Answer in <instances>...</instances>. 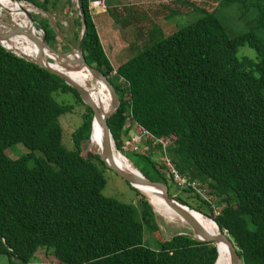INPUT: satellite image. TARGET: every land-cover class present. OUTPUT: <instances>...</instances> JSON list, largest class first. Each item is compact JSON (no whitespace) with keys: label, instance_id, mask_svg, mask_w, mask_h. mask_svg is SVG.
<instances>
[{"label":"trees","instance_id":"obj_1","mask_svg":"<svg viewBox=\"0 0 264 264\" xmlns=\"http://www.w3.org/2000/svg\"><path fill=\"white\" fill-rule=\"evenodd\" d=\"M16 1L60 15L71 5L70 0ZM212 1L218 8L240 4L243 16L253 10L247 32L230 38L212 12L202 11L193 23L159 35L113 69L97 37L90 1L78 0L85 24L81 51L119 99L107 119L114 147L120 149L127 121L155 138L172 136L168 152L175 169L204 186L214 202L177 189L150 148L127 153L145 163L138 172L173 187L175 201L212 220L242 264H264V0ZM33 19L50 48L63 42L47 19ZM72 24L81 30L79 13ZM244 48L252 56L243 54ZM56 93L70 95L71 103H57ZM79 106L84 111L67 150L58 119ZM90 121V110L74 90L0 46V256L17 264H214L215 246L195 241L190 232L162 238L151 207L137 191L128 187L138 197L136 205L101 194L105 181L99 168H105L83 154ZM16 144L28 153L11 160L5 151ZM37 251L53 262H31Z\"/></svg>","mask_w":264,"mask_h":264},{"label":"rangeland","instance_id":"obj_2","mask_svg":"<svg viewBox=\"0 0 264 264\" xmlns=\"http://www.w3.org/2000/svg\"><path fill=\"white\" fill-rule=\"evenodd\" d=\"M89 1L90 3L102 1L103 11L97 13L95 8H91V4H89V11L101 48L113 69H116L126 60L133 57L141 47H146L159 41L161 38L160 36L166 37L172 35L186 25L193 23L199 19L202 11L208 13L212 12L230 38L247 32L248 27L246 22L254 15V11L250 10L243 16V8L240 4H232L225 8H218L217 3L212 0H179L187 4H178L179 2L176 0ZM70 3V10L66 15L42 13L30 5L22 3L33 9V11L30 12L32 18L47 19L49 25L54 29L56 36L64 42L56 43L55 49L58 51L73 49L79 38L80 29L72 24V21L78 18L76 0H70ZM110 9L111 11H109ZM144 16H146V18ZM0 17L10 20L3 9L0 11ZM33 20L35 21V19ZM113 21H118V24L113 23ZM22 22L25 28L23 19ZM55 24L57 25V29L54 28ZM31 32L37 35L34 29H32ZM75 34L77 35L76 37ZM9 43L12 45L11 41H9ZM242 52L245 55L248 54V56H252V52L246 48L242 49ZM113 73L114 72H112V74ZM112 81L116 83L114 79H112ZM53 97L57 103L70 104L72 100V97L68 94L56 93ZM83 111L84 109L82 107H75L72 112L64 114L58 119L62 132L61 143L67 150L72 149L70 136L80 125V115ZM87 149V144L85 142L83 144L84 155ZM27 153L28 151L20 144H16L5 151V154L11 160L24 156ZM122 154L134 169H146L145 163L140 156H133L127 153ZM33 156L41 157L38 152H33ZM99 170L105 181V185L101 191L104 197L112 198L122 203L136 205L138 197L134 195L124 181L107 169L99 168ZM167 187L168 194L172 195L171 197L173 198V196L176 195L173 194V187ZM202 188L205 198L208 201L214 200L205 194V187L202 186ZM139 195L143 197L141 194ZM182 198L190 205L197 206V202L193 197H187L186 194H182ZM154 216L158 232L164 239H169L176 233L188 234V232H190L187 225L185 228L177 230L175 227L166 225L155 214ZM144 240L148 242V244L151 243L150 245L153 246L152 239L150 240L147 233L144 235ZM50 261L53 262V259L44 257L41 251H37L31 260V262L34 263ZM0 264H17V262L12 260L9 263L6 257L0 256Z\"/></svg>","mask_w":264,"mask_h":264},{"label":"water","instance_id":"obj_3","mask_svg":"<svg viewBox=\"0 0 264 264\" xmlns=\"http://www.w3.org/2000/svg\"><path fill=\"white\" fill-rule=\"evenodd\" d=\"M9 1L19 3L16 0ZM76 2L78 3V0H76ZM77 8L79 10L78 13L80 15L82 26L78 41L76 42V46L73 49H69L67 51H58L56 49L50 48L45 41V33L40 29L37 23L33 20L32 16L27 12L25 13L26 17L33 26V29L36 31L37 35H34L32 32L21 28L19 25L13 24L11 23V21L2 19L0 17V46L6 52L13 54L14 56L24 60L25 62L34 64L38 68L43 69L49 74L59 78L64 83V85L76 92L80 102L90 110L91 121L88 138L90 137L92 125L98 126L101 133V150L99 154H95L87 149L84 155L86 160H89L93 157L97 158L103 164V167L105 169L111 171L114 175L124 181L128 185V187L132 188L135 191H137L135 189V185L145 186L155 190L156 193H158L161 201L176 215L184 220L188 227V230L191 233V237L195 241L208 243L215 246L217 256L214 264L219 257V252L216 244H222L226 246L228 264H242L241 258L237 254L231 240L228 238L225 232L218 230L216 224L213 221L212 223L215 225L218 232L216 236H210L197 224V222L189 214V211H193L192 209L185 205H181L172 197H169L168 187L164 183L149 181L144 178L140 172H136V174H134L124 171L115 165L113 161V151L118 153V150L113 145V141L107 126V119L116 113L119 107V99L112 85L109 83L107 77L100 70L88 66L83 58L81 44L85 36V24L83 22V14L80 11L78 5ZM15 36L26 38L30 43L34 45V47H36L38 52V56L36 59H31L25 54L17 52L16 49H11L10 47L4 46V44L9 43L10 39ZM52 61L56 62L55 66L50 63ZM79 71L87 72L93 80L100 82L105 87L109 98V108L106 113L100 114L99 109L93 104L87 91L71 78V74ZM147 203L149 204L148 201ZM149 206L151 207L150 204Z\"/></svg>","mask_w":264,"mask_h":264},{"label":"bare ground","instance_id":"obj_4","mask_svg":"<svg viewBox=\"0 0 264 264\" xmlns=\"http://www.w3.org/2000/svg\"><path fill=\"white\" fill-rule=\"evenodd\" d=\"M5 10V14L9 16V21L13 24L19 25L21 28L31 32L33 26L26 17V12L30 14L33 11L32 8L25 6L21 2L15 3L9 0H0V11ZM24 20L25 28L22 22ZM10 43L4 44L5 47L16 49L17 52H21L31 59H36L38 52L36 47L30 43L26 38L15 36L10 39ZM55 66L56 62H50ZM71 78L79 84L83 89L87 91L93 104L99 109L100 114H104L109 108V98L105 87L98 81L93 80L91 76L85 71H79L70 75ZM87 148L89 151L95 154H99L101 150V133L100 129L96 125H92L90 137L88 138ZM113 161L116 166L124 171L136 174L135 170L129 161H127L122 155L113 151ZM135 189L149 202L152 207L153 213L157 215L166 225L175 227L177 230L186 227V223L178 215H176L169 207H167L160 199L158 193L155 190L135 185ZM191 217L197 222V224L210 236H216L218 234L215 225L212 220L201 215L196 211H189ZM219 252V257L215 264H228L226 246L222 244H216Z\"/></svg>","mask_w":264,"mask_h":264},{"label":"built area","instance_id":"obj_5","mask_svg":"<svg viewBox=\"0 0 264 264\" xmlns=\"http://www.w3.org/2000/svg\"><path fill=\"white\" fill-rule=\"evenodd\" d=\"M91 8H97L103 11L102 1L91 2ZM124 129L127 130V133L123 138L122 145L119 149L120 151L118 150L120 155L124 157L122 153L144 152L150 148L153 161L157 165L161 166V173L167 180L172 181L177 189H190L207 202H211L205 198L203 194L204 190L200 184L195 181L188 180L185 176L179 174L175 169L168 152V148L171 146L173 140L172 136L155 138L132 121H127ZM212 201L214 202V200ZM211 208L213 214L216 216L218 214V208L212 206V203Z\"/></svg>","mask_w":264,"mask_h":264},{"label":"crops","instance_id":"obj_6","mask_svg":"<svg viewBox=\"0 0 264 264\" xmlns=\"http://www.w3.org/2000/svg\"><path fill=\"white\" fill-rule=\"evenodd\" d=\"M89 4H91V3H89ZM96 9V12L98 13V12H101V10H99V9H97V8H95ZM145 18H146V16H144ZM73 22V21H72ZM99 34H100V32H99ZM64 43V42H63Z\"/></svg>","mask_w":264,"mask_h":264}]
</instances>
